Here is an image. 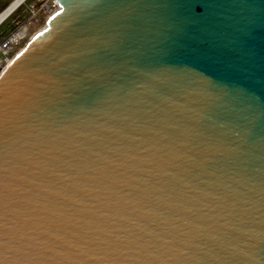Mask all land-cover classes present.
<instances>
[{
	"label": "water",
	"instance_id": "obj_1",
	"mask_svg": "<svg viewBox=\"0 0 264 264\" xmlns=\"http://www.w3.org/2000/svg\"><path fill=\"white\" fill-rule=\"evenodd\" d=\"M56 2L0 71V264H264V0Z\"/></svg>",
	"mask_w": 264,
	"mask_h": 264
},
{
	"label": "rangeland",
	"instance_id": "obj_2",
	"mask_svg": "<svg viewBox=\"0 0 264 264\" xmlns=\"http://www.w3.org/2000/svg\"><path fill=\"white\" fill-rule=\"evenodd\" d=\"M12 0H0V12ZM53 0H24L17 6L1 23H0V44L3 39L15 31H25L27 28V36L21 39L15 46H13L8 53L2 52L0 49V71L18 50L23 47L25 43L31 38L35 30L41 24L46 22V9L52 4ZM22 36V35H21Z\"/></svg>",
	"mask_w": 264,
	"mask_h": 264
},
{
	"label": "built area",
	"instance_id": "obj_3",
	"mask_svg": "<svg viewBox=\"0 0 264 264\" xmlns=\"http://www.w3.org/2000/svg\"><path fill=\"white\" fill-rule=\"evenodd\" d=\"M59 7L58 3L56 2V0H53L52 4L45 10L46 11V16L45 19L48 17ZM28 28V27H27ZM27 28L24 31V33L22 34V36H20L18 39H14V35L16 33V31H19L20 29H16L15 31H13L12 33H10L9 35H7L2 43L0 44V49L2 52L8 53L9 50L15 46L21 39H23L24 37L27 36Z\"/></svg>",
	"mask_w": 264,
	"mask_h": 264
},
{
	"label": "bare ground",
	"instance_id": "obj_4",
	"mask_svg": "<svg viewBox=\"0 0 264 264\" xmlns=\"http://www.w3.org/2000/svg\"><path fill=\"white\" fill-rule=\"evenodd\" d=\"M21 0H12L1 12H0V23L17 7L18 3ZM9 13V14H8ZM6 16V17H5ZM5 17V18H4ZM47 24V19L46 22H44L43 24L40 25V27H38L35 30V33L38 32L39 30L43 29ZM26 30V29H25ZM33 33V34H35ZM23 34V31L20 32H16L14 35V39H18L21 35ZM22 48V47H21ZM19 47V50L21 49ZM12 58V57H11ZM11 58L8 59L7 63L11 60Z\"/></svg>",
	"mask_w": 264,
	"mask_h": 264
}]
</instances>
